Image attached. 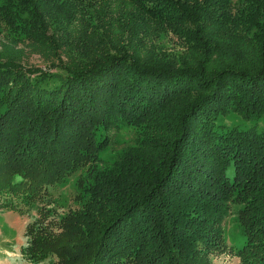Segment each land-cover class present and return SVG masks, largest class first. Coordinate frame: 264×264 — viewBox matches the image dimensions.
Masks as SVG:
<instances>
[{
    "label": "trees",
    "instance_id": "16d2710c",
    "mask_svg": "<svg viewBox=\"0 0 264 264\" xmlns=\"http://www.w3.org/2000/svg\"><path fill=\"white\" fill-rule=\"evenodd\" d=\"M233 206L240 264H264V0H0V210L37 208L25 257L215 264Z\"/></svg>",
    "mask_w": 264,
    "mask_h": 264
},
{
    "label": "rangeland",
    "instance_id": "374dc122",
    "mask_svg": "<svg viewBox=\"0 0 264 264\" xmlns=\"http://www.w3.org/2000/svg\"><path fill=\"white\" fill-rule=\"evenodd\" d=\"M26 62L45 66V61L38 54H28L25 58ZM254 122H245L242 118L231 113L226 119V124L234 126L239 124L242 127L253 124ZM135 127H123L118 131L110 132L112 144L101 153V165H110L118 153L124 149L136 136ZM86 171V170H85ZM82 172L85 177L87 171ZM78 177L74 176L67 180L62 185L51 189L52 197L54 198L51 206L55 207L59 212H66L69 208L76 207L74 201L75 193L78 190ZM236 206L230 209L225 218L224 236L227 241V246L224 251L214 255L215 264H240V259L237 256L236 250L241 248L246 242L240 226ZM37 217V208L25 212L16 210L3 211L0 210V264H35L29 258L24 256L23 247L28 243L27 226L32 223ZM50 259H46L42 264H49Z\"/></svg>",
    "mask_w": 264,
    "mask_h": 264
}]
</instances>
